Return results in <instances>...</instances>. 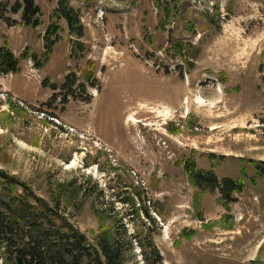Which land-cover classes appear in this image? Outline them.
Returning a JSON list of instances; mask_svg holds the SVG:
<instances>
[{"label": "rangeland", "instance_id": "1", "mask_svg": "<svg viewBox=\"0 0 264 264\" xmlns=\"http://www.w3.org/2000/svg\"><path fill=\"white\" fill-rule=\"evenodd\" d=\"M70 1L83 36L60 20L61 40L42 68L27 58L19 73L0 75V170L19 193L26 186L52 205L61 200L90 238L122 221L128 237L139 236L127 264H147L145 236L158 264H264V177L251 181L250 162L264 169V0H173L171 15L158 0ZM59 2L39 0L37 29L10 31L19 57L26 47L44 54ZM71 73L78 83L64 87ZM185 156L205 170L213 160L220 179L245 176L229 210L219 189L196 205ZM128 192L142 193L136 208L153 219L121 201Z\"/></svg>", "mask_w": 264, "mask_h": 264}, {"label": "trees", "instance_id": "2", "mask_svg": "<svg viewBox=\"0 0 264 264\" xmlns=\"http://www.w3.org/2000/svg\"><path fill=\"white\" fill-rule=\"evenodd\" d=\"M171 1L173 0H158L162 9L167 11L170 8V15L171 12L174 14L178 8L177 5L172 7ZM11 14L20 15V20H14ZM43 15L39 0H15L14 3L0 0V19L10 26L18 23L25 28L37 29L42 25ZM53 18L58 21L50 24L46 29L43 36L45 52L42 56L31 53L30 48L26 47L19 57L6 39L4 45L0 47V75L19 73L21 59H31L37 68H42L50 60L55 46L61 40L60 33L63 27L59 23L60 20L67 21L72 35H76L77 38L83 36L80 11L71 4L70 0H60L53 12ZM165 19L171 20V17ZM166 21L161 22V25L167 27ZM176 48L184 59L186 44L178 42ZM91 75V73L88 74L86 78L89 80ZM77 83V77L71 73L66 77L63 86L74 87ZM85 85V83L81 84L80 89L85 90ZM7 95L10 96L9 93ZM210 157H215V154H211ZM250 162L255 165L256 170V176L251 177V181L256 183L258 178L264 177V169L258 162L251 160ZM183 164L190 184L198 189L195 199L197 206L203 195L208 192L215 193L219 189L221 193L218 201L228 209V203L234 192L245 191V176L237 179L230 177L220 179L216 172L219 164L213 160L210 170L199 169L196 159L190 156L184 157ZM241 172L248 175L245 167H241ZM0 181L3 183L0 185L1 264H127L126 253L134 247L133 239L137 242L139 236L136 234L128 237V230L122 221L113 234L102 230L98 236L90 238L75 226L71 218L65 216L68 213H63L60 208L64 210L67 208L61 200H57L55 205H52L37 197L26 186L24 191L19 193L15 188L20 182L1 170ZM128 193V198L121 201L132 205L134 215L141 211L147 218L153 219L149 210L142 207V203L136 208L137 198L140 201L142 193ZM111 203L114 206L113 200ZM143 239L145 243H138L141 245L145 262L147 264L161 263L163 256L160 250L153 245L150 238L145 236Z\"/></svg>", "mask_w": 264, "mask_h": 264}, {"label": "crops", "instance_id": "3", "mask_svg": "<svg viewBox=\"0 0 264 264\" xmlns=\"http://www.w3.org/2000/svg\"><path fill=\"white\" fill-rule=\"evenodd\" d=\"M17 28H20L21 31H27L28 28H24V27H21V26H8L6 24V22H4L3 20H0V47L4 45L6 39H8L11 47L13 48V50L15 51V53H17L16 49L14 48L13 44H12V41H13V38L11 36V32L13 29H17ZM29 45V44H26V46ZM25 47V46H24ZM11 76V75H10ZM13 76V74H12Z\"/></svg>", "mask_w": 264, "mask_h": 264}, {"label": "bare ground", "instance_id": "4", "mask_svg": "<svg viewBox=\"0 0 264 264\" xmlns=\"http://www.w3.org/2000/svg\"><path fill=\"white\" fill-rule=\"evenodd\" d=\"M134 120H137L136 115H131L130 116V121L134 123Z\"/></svg>", "mask_w": 264, "mask_h": 264}]
</instances>
